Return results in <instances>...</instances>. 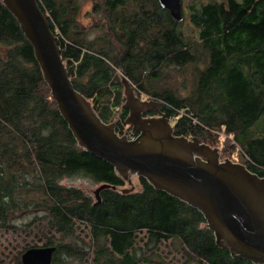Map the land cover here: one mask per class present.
Returning a JSON list of instances; mask_svg holds the SVG:
<instances>
[{
    "label": "trees",
    "instance_id": "1",
    "mask_svg": "<svg viewBox=\"0 0 264 264\" xmlns=\"http://www.w3.org/2000/svg\"><path fill=\"white\" fill-rule=\"evenodd\" d=\"M103 4L111 34L124 46L120 52L136 57L138 68L125 69L91 52L72 33L73 21L63 15L60 0H38L74 87L102 120L109 122L116 114L117 133L132 136L124 124L127 110L121 108L116 66L138 96L163 101L166 116L176 119V135L196 136L211 146L224 132L244 153L245 166L264 176V0L185 6L194 40L158 0ZM120 52L115 54L120 57ZM187 65H193L196 81L184 97L158 94L143 84L158 80L164 68ZM76 175L116 189H102L100 202L93 205L81 188L60 184ZM138 181L139 190L120 192L126 183L114 168L77 145L30 43L0 0V229H14L17 219L31 216L21 225L36 226L45 235L43 246H55L52 264H85L88 257V264H164L153 259L164 241L182 249L184 264H253L219 248L200 211L143 177ZM77 223L87 227L88 241L79 237ZM139 231L146 232L142 245L136 240ZM16 264H21L20 254Z\"/></svg>",
    "mask_w": 264,
    "mask_h": 264
},
{
    "label": "water",
    "instance_id": "2",
    "mask_svg": "<svg viewBox=\"0 0 264 264\" xmlns=\"http://www.w3.org/2000/svg\"><path fill=\"white\" fill-rule=\"evenodd\" d=\"M1 2L30 43L43 80L77 145L114 168L127 185L120 192L134 191L133 178L143 177L155 189L200 211L216 245L232 258L264 264V176L239 162L221 160L219 148L196 136L176 135L162 110L163 101L138 96L123 73L118 74L124 95L121 108L127 110L124 124L130 126L134 138L117 133L116 122L102 120L91 101L74 87L38 0ZM158 3L175 22L183 21L181 0ZM108 187L116 189L100 184L93 191V205ZM54 251L55 246L26 248L21 264H52Z\"/></svg>",
    "mask_w": 264,
    "mask_h": 264
},
{
    "label": "rangeland",
    "instance_id": "3",
    "mask_svg": "<svg viewBox=\"0 0 264 264\" xmlns=\"http://www.w3.org/2000/svg\"><path fill=\"white\" fill-rule=\"evenodd\" d=\"M199 1L205 2L208 0H181L183 14L185 13V6H187L188 9V6L196 5ZM60 2H62L63 5V15L67 18V20L73 21L72 33L75 36L77 35L78 39L83 40L82 43L84 47L89 48V46H91V52L94 54H104L110 63L117 64L119 62L124 66L125 69L131 68V65H136L134 66L135 68L139 67L137 65L139 60H137L136 57L128 56L125 54L127 53L125 51L120 52V50H123L124 46L121 45L118 40L113 38V35L111 34L108 20L109 12L105 8L103 0H60ZM186 18L187 17H185V19H183V21L180 23V27L182 28L181 30L190 40H194L195 30ZM110 24L112 23L110 22ZM118 36L120 39L124 37L122 34H118ZM126 42L132 43L128 38L126 39ZM145 48L146 46L138 49L137 57L142 55V51H146ZM114 50L120 52L121 56H117ZM114 55L118 61L114 60ZM123 55L125 57L122 59L121 57ZM63 61L67 67L68 63H66L65 60ZM151 64L153 63L151 62ZM178 68L179 69L172 67L164 68L159 73L158 80H145L143 84L146 86V88H149L151 91L158 94H162L164 91H167L176 96L184 97L187 94L192 93L195 89V70L193 69V65H187L185 67ZM115 70L116 74L123 73L122 69L119 67L115 66ZM120 87L122 96H124L123 86L121 83ZM135 93L137 94L136 91ZM147 98V96H144L143 99ZM111 119L112 120L109 122H116V114H114ZM169 120L171 123H173V119L170 118ZM218 137L219 138L217 142L212 144L211 147L219 148L221 155L220 159L224 160L227 158L234 162H239L245 165L246 157L243 155L244 153L241 151L232 137L224 132H220ZM60 184L65 186L79 187L88 195H90L92 200L94 198L93 191L100 185L99 183H96L87 177L77 175L63 178L60 180ZM132 184L134 186V190L140 189L138 178H133ZM127 188L130 187L128 186ZM30 219L31 216H27L26 218L24 217L23 219H17V226L14 229H0V264H16L17 256H19V254L21 255L25 248L35 245L43 246L45 235L38 231L36 226L24 227L21 225ZM76 228L79 237L83 238L85 241H88L87 227L83 223H77ZM136 234V240L140 245H142L143 242H146L145 231H139L136 232ZM156 252L158 256L153 257L155 261L161 259L163 260L164 264L185 263V255L183 254L182 249L180 247H176L172 241H164L160 243ZM89 260L90 257H88V260L85 262V264H88Z\"/></svg>",
    "mask_w": 264,
    "mask_h": 264
},
{
    "label": "built area",
    "instance_id": "4",
    "mask_svg": "<svg viewBox=\"0 0 264 264\" xmlns=\"http://www.w3.org/2000/svg\"><path fill=\"white\" fill-rule=\"evenodd\" d=\"M183 111H184V109L181 110V112H183ZM171 119H173V123L172 124L174 125V123L176 122V119L174 117H172ZM129 138L133 139L134 136L132 135Z\"/></svg>",
    "mask_w": 264,
    "mask_h": 264
},
{
    "label": "flooded vegetation",
    "instance_id": "5",
    "mask_svg": "<svg viewBox=\"0 0 264 264\" xmlns=\"http://www.w3.org/2000/svg\"><path fill=\"white\" fill-rule=\"evenodd\" d=\"M154 113H150L149 115H153Z\"/></svg>",
    "mask_w": 264,
    "mask_h": 264
}]
</instances>
